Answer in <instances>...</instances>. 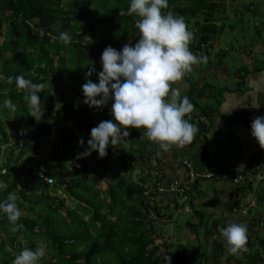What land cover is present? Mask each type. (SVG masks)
<instances>
[{"label":"trees","instance_id":"trees-1","mask_svg":"<svg viewBox=\"0 0 264 264\" xmlns=\"http://www.w3.org/2000/svg\"><path fill=\"white\" fill-rule=\"evenodd\" d=\"M60 2L0 0V33L5 29L0 51L12 56L0 63V89L10 83L9 91L0 92V116L8 120L7 133L0 121V145L11 140L14 148L9 154L15 155L13 164L8 160L0 165V201L6 200L9 192L16 193L22 212L17 223L23 225L13 232L6 214L0 213V264H12L23 248L38 246L47 249L40 258L45 261L38 264H182L187 255L172 258V249L179 242L160 234L162 223L170 221L172 225L174 216L185 212V226L197 230L199 225L189 222L194 214L198 224L202 223V213L192 208L194 190L198 181L214 176L198 175L187 160L194 173L188 199L179 205L171 192H157V187L148 184L149 172L153 162L165 160L158 156V144L153 145L144 136L143 128L129 127L127 142L110 146L104 157L93 151L90 161H85L90 156L77 158L87 147L91 128L101 122L99 115L105 113L104 109L93 113V107L83 102L81 86L85 74L94 67L88 78L98 82L104 48L111 45L119 50L129 41L136 43L140 33L135 21L139 17L129 14L130 0H71L64 8ZM254 4L247 0H240L236 6H229L224 0H169L168 8L162 11L171 10L184 17L188 30L197 37L190 47L196 55H206L210 48L221 45L220 51L242 53L247 48L238 45L239 39L248 36L258 41V34L264 32V14ZM63 30L72 36L68 45L51 38ZM19 74L44 83L40 94L43 113L33 117L24 99L25 90L17 88L14 79L9 81V77ZM6 98L13 100L15 109L1 105ZM73 100L79 107L72 106ZM58 104L65 113L60 123L53 116ZM199 113L207 118L205 110ZM188 115L191 116L187 114V118ZM195 120L194 114L192 122ZM52 136L51 148L44 152V139ZM81 138L83 145L78 143ZM27 151L29 155L22 161ZM124 151L126 155L119 156ZM44 154L49 161L44 158L40 178L26 166ZM258 154L253 157L254 163L262 154V147ZM127 162L132 168L134 162L146 167L145 179L119 176L118 172L126 170ZM89 171L94 176L87 185ZM246 172L235 182L240 192L236 197H243L252 189L253 180ZM161 174L165 179L164 168ZM45 179L54 182L50 185ZM99 195L102 197L97 199ZM19 199L27 204H20ZM239 203L235 204L236 210ZM164 238L170 241L159 244ZM188 249L193 262L201 264L204 253L197 247Z\"/></svg>","mask_w":264,"mask_h":264},{"label":"clouds","instance_id":"clouds-1","mask_svg":"<svg viewBox=\"0 0 264 264\" xmlns=\"http://www.w3.org/2000/svg\"><path fill=\"white\" fill-rule=\"evenodd\" d=\"M168 5L169 0H130L129 14L135 13L139 17L135 21L140 33L136 43H125L119 50L111 45L104 48L98 82L88 78L94 67L86 72L81 86L83 102L95 108L111 102L114 119L103 120L91 128L87 147L77 154V158L88 157L93 151L100 157L106 156L110 146L127 142L129 127L145 129L144 136L164 151L193 141L198 128L185 119V115L194 105L187 95L181 96L180 88L173 87V82L182 80L194 65L206 62L207 56H198L190 50L194 34L188 30L183 16L171 10L162 11ZM51 38L64 45L72 41L67 30ZM13 79L17 88L25 90L24 99L33 117L35 113H43L40 94L45 88L44 83L33 82L23 74L9 77L10 82ZM2 105L10 109L16 107L11 98L4 99ZM253 107L258 106L253 104ZM250 127L251 135L264 148V115L255 116ZM78 143L83 145L84 139ZM17 199L15 192H9L7 199L0 201V213L6 214L13 232L23 228L17 223L22 214ZM247 231L245 223L229 220L219 228L218 238L226 243L229 253L236 254L248 250ZM46 251L44 246L25 247L12 264H38Z\"/></svg>","mask_w":264,"mask_h":264},{"label":"crops","instance_id":"crops-1","mask_svg":"<svg viewBox=\"0 0 264 264\" xmlns=\"http://www.w3.org/2000/svg\"><path fill=\"white\" fill-rule=\"evenodd\" d=\"M239 1L237 0L234 6L239 4ZM247 1H253L261 14H264V0ZM262 21L264 22V18ZM193 34L194 38L189 47L197 39L195 33ZM258 35H260L258 41L250 40L248 36L246 39H239L238 45L247 48L242 53L220 51L222 45L210 48L205 53L206 62L194 65L193 70L187 72L182 80L173 82V87L180 88L181 96L187 95L194 105L192 111L187 113L191 115V120L187 118V114L185 119L196 125L198 131L193 141L186 145H174L168 151L158 146V156L165 160V186L172 185L175 180L184 179L186 171L181 164L184 160L192 164L198 175L214 177L197 182L194 190L196 198L192 208L202 213V223L198 224L197 216L192 214L189 222L199 225L197 230L186 227L187 220L176 229L179 237L176 236L174 239L179 245L172 258H184L187 255L186 248H198L200 244L204 246L203 251L199 249L202 254L204 253L201 264H222L220 256L223 248L220 245L221 238H218L219 228L229 220H236L247 225L248 237L250 235L254 237L251 239L252 243L247 242L248 250L243 252L245 254L243 260L246 264H264V218L259 221L261 225L257 223V226H254V216L250 218L254 210L251 212L248 201L241 200L244 203L240 202L237 210L233 203L234 198L240 194L235 182L245 171L255 173L252 168L254 169L256 163L253 165L251 163L254 162L253 157H258L261 147L251 135L250 127L255 116L264 115V32L261 31ZM4 38H0V42L3 43ZM6 86L9 91L10 83ZM2 89L0 92H7L1 91ZM253 104L258 107H253ZM102 109L105 113L99 115L101 121L114 118L111 114V102L97 110L93 107L92 112L96 113ZM202 109L206 112V121L192 122L194 114L201 112ZM126 152L119 156H125ZM134 164L135 167L132 168L127 162L126 170L118 172V175H127L128 180H136L137 177L144 180L146 167H138L136 162ZM93 176L94 172L89 171L87 185ZM110 181L109 179L108 182ZM97 184L102 186L100 183ZM252 190L243 195L246 200L250 199ZM101 197L102 195H99L96 198ZM19 203L27 204L23 199H19ZM241 208H244L246 213L241 212ZM187 237L195 238L199 243L194 246L195 242L192 244L191 239ZM182 244L189 245L181 249ZM225 264H228L227 260Z\"/></svg>","mask_w":264,"mask_h":264},{"label":"rangeland","instance_id":"rangeland-1","mask_svg":"<svg viewBox=\"0 0 264 264\" xmlns=\"http://www.w3.org/2000/svg\"><path fill=\"white\" fill-rule=\"evenodd\" d=\"M71 0H61L60 4L64 7L67 6L68 3H70ZM225 3H227V5L229 4V6H233L235 5L234 1L235 0H224ZM244 2H246V0H244ZM230 17V16H229ZM3 37H5V29L3 28L1 30V33H0V38L3 39ZM5 39V38H4ZM4 41V40H3ZM2 42H0V47L2 46ZM0 63L2 62H5V61H8L10 58H12L11 55H9L8 53H5L4 51H0ZM1 81V80H0ZM8 90V87L6 86L4 89H2L1 91H7ZM72 106L75 108V107H79V103L76 101V100H73L71 102ZM98 108H95L94 107V110H97ZM65 113L63 112V110L61 109V106L58 104L56 105V107L54 108V111H53V116L57 119V121L60 123V120H61V117L62 115H64ZM0 121H1V124H2V127H3V130L7 133L8 132V128H7V121H5V119L3 117L0 116ZM53 136L48 138V139H44V152L46 151H49L50 148H51V145L53 143ZM13 147L12 143H11V140H8L7 144L5 146H1L0 145V162L2 163H6L8 160H10V163L13 164V159L15 158L14 156L15 155H11L9 154V150H11ZM5 150V151H4ZM2 151H4L5 153V156L4 153L3 155L1 154ZM29 155V151H27V154L25 157H22V161L25 160L26 157H28ZM264 159V158H263ZM1 163V164H2ZM254 162L251 163V165H253ZM0 164V165H1ZM259 170H260V173L262 174V180L261 181H257L256 177L253 178V182H252V194L250 193V199L246 200L244 197H240L238 199V202H242L244 203L243 201L241 200H245V201H248V204L249 207H251V212L252 210H254V214L253 215H250V218H253L255 219V221L253 222V225L254 226H257V223L261 225V223L259 222L262 217L264 218V163H262L260 166H259ZM247 206H245L246 208ZM244 208H241V212L243 211V213H246V210ZM188 217L186 216L185 212L184 213H181V214H178V215H175L174 218H173V221H172V225L170 224V221L168 222H165V223H162V226H161V231H160V234L162 235H166L167 237H170V238H173V237H176L177 236V231L176 229H179L185 222V220H187ZM188 239H191V243L193 244V242H195V245L196 246V243L198 244L199 242L196 241V239H192L190 237H187ZM254 239L253 236H249L248 237V243H252V240ZM220 245L222 246L223 250L221 251V256H220V259H221V262L222 264H225V260L228 261V264L229 262L233 263V264H246V261L243 260V257L245 256V254L243 253L244 251H241L239 253H236V254H232V253H229L226 249H227V245L226 243L220 239ZM166 241V240H164ZM164 241L160 240L158 241L159 244L163 243ZM167 241H170V240H167ZM191 244V245H192ZM176 245H178L176 243ZM187 245L189 244H184L183 247H186ZM203 245H200L198 244V249H200L201 251ZM21 248V246H20ZM173 251L176 250V247H174L172 249ZM192 254V251L190 249H188V252H187V258L185 259V261L182 262V264H197L196 261L193 262V260L190 258V255ZM45 260L43 259H40L38 263H43ZM248 261L250 262V259H248ZM81 264V263H80ZM164 264H168V261H165Z\"/></svg>","mask_w":264,"mask_h":264},{"label":"built area","instance_id":"built-area-1","mask_svg":"<svg viewBox=\"0 0 264 264\" xmlns=\"http://www.w3.org/2000/svg\"><path fill=\"white\" fill-rule=\"evenodd\" d=\"M37 31V30H35ZM39 32V35L40 36H43V32L41 30H38ZM196 116V120L200 121V122H205L206 121V117L203 116L201 113H196L195 114ZM190 116L188 115V118ZM75 136L78 138V134L75 133ZM151 143L154 145L155 142H152ZM46 157V158H45ZM44 158L46 159V161H49V159L47 158V156L44 154V157L43 158H36V159H33L29 162V164L27 165V168L28 169H31V173L32 174H35V175H38L40 178H42V173L40 171H43L44 170V166H43V162H44ZM90 158L91 156L85 160V161H90ZM264 148H262V154L259 156V158L257 159V161L255 162L256 165L254 167V169H252V171H254L255 173L253 172H246V173H250L249 176L252 180L254 177H256L257 181H261L263 178L262 174L260 173V170H259V166L264 163ZM164 162L163 161H160V162H153L152 163V170L149 172L150 173V179H149V182L148 184L152 185V186H155L157 187V192L159 193H166L167 192H171V194L173 195H176L177 199L176 202L181 205L182 203H184L187 199H188V191H189V188H190V183L193 182L194 180V173L192 171V168H191V165L190 163L187 162V160H184L182 161V165L188 169V172L185 173L184 175V179H182L181 181H174L172 186H170V188H167V186H165L163 184V176L161 174V171L163 170L164 168ZM44 178V177H43ZM248 179V180H249ZM45 181L47 183H49L50 185L53 184V180L52 179H45ZM66 181V180H65ZM162 183V185H161ZM176 185H181L182 187H176ZM239 197H236L234 198L233 200V203L234 205L236 204V202L238 201ZM153 205V204H152ZM152 217V215H149ZM149 218V219H151ZM164 240H167V239H162V241ZM166 242V241H164Z\"/></svg>","mask_w":264,"mask_h":264}]
</instances>
